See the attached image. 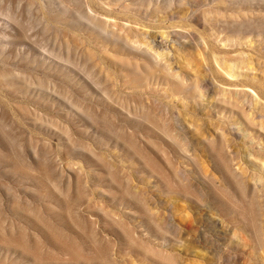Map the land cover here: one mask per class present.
Masks as SVG:
<instances>
[{"label":"rangeland","instance_id":"374dc122","mask_svg":"<svg viewBox=\"0 0 264 264\" xmlns=\"http://www.w3.org/2000/svg\"><path fill=\"white\" fill-rule=\"evenodd\" d=\"M0 264H264V0H0Z\"/></svg>","mask_w":264,"mask_h":264}]
</instances>
